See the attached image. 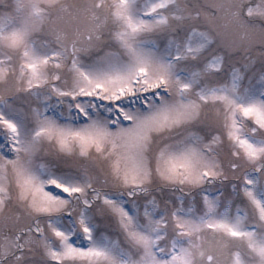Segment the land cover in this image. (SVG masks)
Masks as SVG:
<instances>
[{
  "label": "snow or ice",
  "instance_id": "6c2138e0",
  "mask_svg": "<svg viewBox=\"0 0 264 264\" xmlns=\"http://www.w3.org/2000/svg\"><path fill=\"white\" fill-rule=\"evenodd\" d=\"M0 264H264V0H0Z\"/></svg>",
  "mask_w": 264,
  "mask_h": 264
}]
</instances>
